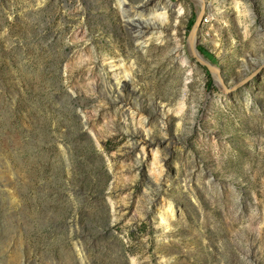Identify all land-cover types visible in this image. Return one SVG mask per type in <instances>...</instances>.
Returning a JSON list of instances; mask_svg holds the SVG:
<instances>
[{"label": "rangeland", "instance_id": "rangeland-1", "mask_svg": "<svg viewBox=\"0 0 264 264\" xmlns=\"http://www.w3.org/2000/svg\"><path fill=\"white\" fill-rule=\"evenodd\" d=\"M170 1L0 0V264H264V0Z\"/></svg>", "mask_w": 264, "mask_h": 264}, {"label": "bare ground", "instance_id": "bare-ground-1", "mask_svg": "<svg viewBox=\"0 0 264 264\" xmlns=\"http://www.w3.org/2000/svg\"><path fill=\"white\" fill-rule=\"evenodd\" d=\"M148 1H149L148 3L150 5L147 3L144 6V9H145L144 11H146V13L149 14L147 16H152V18L154 19V22H153L154 27H153V30H149L147 32V37H154L160 41L161 35L165 31V28H164L165 25L169 23V21H168L169 20L168 19L169 14L171 12H174L177 15H180L182 8L177 3H172L170 0H162L163 3L161 0H148ZM115 6H116L117 10L120 12L121 17L126 19L125 14L128 13V9L124 8L125 0H115ZM135 15H137V14H135ZM145 16H146V14H145ZM169 24L172 28V36L174 38H176V30H177L176 21L173 23H169ZM133 40H134L135 44L139 47H143V45L145 44L144 38L141 35H138L137 32H134ZM192 41H194L193 36H191L188 46L191 45ZM180 61L183 64L189 63V60L186 56H182V58H180ZM104 62H105V65L109 71V76L112 79V82L115 86V89L117 90V93L121 94L122 93L121 91H123L127 88V82L126 81L131 80L130 72L128 71L127 67L124 65V62L121 59L107 58L104 60ZM125 97H126V95H125ZM124 105L126 106L127 111L131 115L135 124L142 127V130H143L142 137H143V143H144V141H146L149 138V136H148L149 127H148L147 119L143 118L139 114V109H138V106L136 103L132 102V104H131L128 101V99L125 98L124 99ZM158 108L163 113L164 112L167 113V111L169 110V109L167 110V108H165L162 105H159ZM163 113L162 114L160 113L161 114L160 117H161V122L164 125V121L162 118L164 115ZM149 153H150V156H149L150 162L148 164L150 165V171L155 176L160 177L162 163L160 161V158H158L157 149L153 148L152 150L149 151ZM156 214L158 216L160 225L163 228H166L168 226L169 220H171L174 216L173 205L171 204V202H168V201L164 202V204H162L160 206V208H158Z\"/></svg>", "mask_w": 264, "mask_h": 264}, {"label": "water", "instance_id": "water-1", "mask_svg": "<svg viewBox=\"0 0 264 264\" xmlns=\"http://www.w3.org/2000/svg\"><path fill=\"white\" fill-rule=\"evenodd\" d=\"M125 21H127V20H125ZM132 32V31H131Z\"/></svg>", "mask_w": 264, "mask_h": 264}]
</instances>
